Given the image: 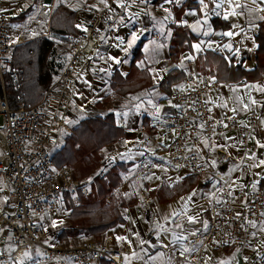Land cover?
<instances>
[{
    "label": "crops",
    "instance_id": "0c3cea01",
    "mask_svg": "<svg viewBox=\"0 0 264 264\" xmlns=\"http://www.w3.org/2000/svg\"><path fill=\"white\" fill-rule=\"evenodd\" d=\"M86 1L0 0V8L6 9L0 14L14 25L13 42L24 44L48 36L54 11L57 10L58 14L67 10L72 15L70 21L76 31L75 34L67 35L72 37L82 32L89 23L90 14L84 8ZM106 2L113 3L116 10L125 11L127 18L119 22L114 43L103 48L97 57L86 61L75 90L76 105L71 107L67 118V124L73 130L85 118H105L113 114L114 126L121 132V136L112 144L100 149L99 165L87 180H83L92 183L98 176L107 180L108 175H113L122 181L113 190L112 195L124 203L120 211L126 223L106 232L101 237L104 240L101 243L119 248L112 245V241L115 236L123 237L121 244L132 245L133 254H137L135 261L137 264H184L176 257L175 251L187 252L186 249L193 250L199 246L195 244V240L202 236L205 229L198 227V223L204 220L206 222L208 219V201L212 191L206 179H191L190 175L176 171L170 165L166 153L149 140V135H153L156 136L157 143L167 144V139L153 127V124L155 120L161 117L168 118L174 113L171 104L172 93L168 97L160 85L173 69L182 70L185 74L189 71L206 74L211 79L214 77L218 83V88L208 95V101L217 116L237 115L245 121L249 115L257 113L260 122L250 138L246 151L249 172L237 177L232 183V189L249 191L264 186V164L260 163L264 160V148L260 147L264 144V91H261L264 89V76L260 79L258 75L260 72H253L260 65L259 44L260 33L264 34V0H255V3L253 0H234L232 4L225 3L219 9H215L212 0H205L208 8L204 10L201 9L198 0H178L173 3H166L165 0H106ZM216 2L219 3L220 0ZM118 3H123L125 7H118ZM214 9L220 13L219 16L214 14ZM189 10H194L196 15H186ZM33 11L35 12L31 15L33 19H28ZM204 12L208 13V24L206 26L196 24L197 20L205 18ZM232 12L237 15H231ZM225 13L229 14L228 19H224ZM44 19L46 25L40 28ZM77 25L81 27L78 28ZM22 26L27 27L28 31L41 32L38 36L25 39L24 33L18 36L16 32L18 27ZM177 28L186 30L189 35L184 36L186 49L181 51L177 59H173L170 48ZM133 31L139 39L129 48ZM227 31L235 34L232 37L222 34ZM204 32L208 34L204 35ZM121 40L125 42L122 44ZM198 43L202 49L199 52L192 47ZM209 44L211 47H208ZM225 44L231 45V50L224 48ZM136 52L138 57L133 60ZM120 53L124 56L118 58L121 65L114 71H118L123 78L130 74L134 77L136 74L134 71L131 72V63L135 61L137 73L143 72L147 76L146 81L149 80L151 85L137 92L118 95L111 88V75L109 89L115 96L112 104L114 110L110 112L100 101L92 102L93 94L97 93L96 90L100 87L95 75H99L97 74L99 65L115 62L111 58ZM189 56L193 59H187ZM87 68L88 71L84 73ZM157 108L160 109L159 118ZM84 115L87 117L83 118ZM121 117L126 119L130 128L144 127L145 132H127L121 129L119 127ZM70 134L62 132L56 146L60 149L64 147L66 137ZM195 147L203 161L214 169L219 167L217 149L226 150L233 158L223 166L225 170L235 166L234 161L243 153L237 134L214 138L200 136L195 142ZM92 160L93 158L89 159L90 163ZM142 189L148 191L144 199L141 195ZM190 216L196 217L195 222H189ZM140 219L146 223L145 225H150V231L153 228L152 234L143 236L140 231ZM253 237L246 251L236 252L235 264H252L254 257L264 255V221L253 223ZM148 239L152 241V246L147 243ZM12 248L13 246L11 249L10 246L1 248L0 245V252H11L14 249ZM211 248L215 264H220V260L224 259L222 254L217 253L218 251L225 254H231L233 251L227 246ZM146 250L149 252L146 253ZM150 257L152 259L147 260ZM203 260L202 264H208Z\"/></svg>",
    "mask_w": 264,
    "mask_h": 264
},
{
    "label": "built area",
    "instance_id": "2783aa9c",
    "mask_svg": "<svg viewBox=\"0 0 264 264\" xmlns=\"http://www.w3.org/2000/svg\"><path fill=\"white\" fill-rule=\"evenodd\" d=\"M84 8L90 14L87 31L66 36L70 40L67 62L54 75L43 99L33 106L20 94L12 107L8 85L22 87L17 70L12 69L14 49L21 43L13 42L14 25L0 14V234L14 248L0 252V264H28V254L29 264H100L104 260L125 264V257L134 253L129 243L122 248L90 239L77 245L54 244L43 227L53 221L52 213L65 196L77 202L80 195L91 194V183L77 179L71 167L55 166L53 152L62 132L72 133L67 118L76 105L75 90L86 61L114 43L119 22L127 18L126 12L116 10L111 2L87 0ZM217 88L218 83L210 76L187 72L172 91L173 115L153 124L167 144H159L156 136L149 135L176 171L206 179L212 191L207 229L195 240L198 249L191 253L175 251L184 264H202L204 251L210 245L246 251L254 239L253 223L264 221V187L232 189L233 181L249 172L246 151L260 116L253 113L245 121L237 115L217 116L208 101V95ZM119 127L127 132H145L144 127L130 128L124 117ZM226 134L238 135L242 156L234 161L235 166L225 170L223 166L233 158L226 150L217 149L219 167L214 169L203 161L195 142L200 136ZM141 195L147 196L148 191L142 189ZM252 264H264V255L254 257Z\"/></svg>",
    "mask_w": 264,
    "mask_h": 264
},
{
    "label": "trees",
    "instance_id": "16d2710c",
    "mask_svg": "<svg viewBox=\"0 0 264 264\" xmlns=\"http://www.w3.org/2000/svg\"><path fill=\"white\" fill-rule=\"evenodd\" d=\"M59 9V8H58ZM72 15L66 10L57 14L54 11L51 23V30L48 36L40 37L18 45L14 49L12 59V69H16L21 82V89H15L8 85V95L12 107L15 106V99L18 95L23 94L24 100L28 105L38 104L44 97L46 91L52 83L54 75L61 70L65 64L57 65L55 58L58 52H68L69 41L65 36L75 34L76 31L71 25L70 18ZM189 35L186 30L176 29L172 37V46L170 54L173 59H177L181 51L185 50L184 36ZM188 38V37H187ZM264 34L260 33V65L253 72H260V79L264 76ZM138 57V53L133 60ZM67 62V61H66ZM135 61L131 63V72L134 71V77L127 76L123 78L118 71L112 75L111 88L118 95H125L129 92H137L144 87H149L151 83L146 81L147 76L143 73H137ZM60 67V68H59ZM185 77L182 70L173 69L161 82L160 88L169 97L172 93V87ZM113 114L105 118H85L72 130V133L66 137L64 147L59 149L53 156L55 165L60 167L72 166L77 179L83 180L89 177L97 168L98 153L105 145L112 144L121 136L119 128L114 126ZM152 132V131H151ZM75 148L86 150L83 151L84 170L78 171L74 164L66 161V149L70 145ZM64 153V157L62 156ZM93 160L89 161V159ZM196 177L191 176V179ZM122 181L118 177L108 175L107 180L96 177L91 187L92 193L89 196H79L78 204L69 195L65 196L63 202L68 215V225L62 228L56 236L57 244L69 242L72 239L101 237L109 230L124 225V219L120 207L124 203L112 193ZM264 187V186H262ZM111 197V198H108ZM69 245V244H65ZM100 264H110L109 261H102Z\"/></svg>",
    "mask_w": 264,
    "mask_h": 264
},
{
    "label": "rangeland",
    "instance_id": "374dc122",
    "mask_svg": "<svg viewBox=\"0 0 264 264\" xmlns=\"http://www.w3.org/2000/svg\"><path fill=\"white\" fill-rule=\"evenodd\" d=\"M34 13H35L34 11H33L32 14L30 13L29 14L30 16H29L28 19H30V18L33 19V17H31V15H34ZM42 23L43 24H42V26L40 28H44L45 27L46 20L45 19L42 20ZM16 32H17L18 36H20V35H22V33H24V36H25L24 38L25 39H30L32 37L38 36L41 31H38V30H30V31H28L27 27L23 28V26H22V27H18ZM12 33H14V29L12 30ZM65 38H66L67 41H69L68 52L67 53H63L62 51H60V52L57 53L56 58H55V63L57 65L60 64L61 67L66 63V61L68 59V54H69L70 40L66 36H65ZM120 56L123 57L124 55L122 56V54L120 53V55L118 54V55H116L114 57L119 58ZM119 65H121V63L117 64L115 62H112V63H110L108 65L107 64H101V65H99L100 69H97V74L99 73V75H95V78H98L100 87H99V89L96 90L97 93L93 94L92 102L95 103L97 101H100V103L102 105H104L105 108H108V110L110 112L112 110H114L112 104H113V98H114L115 95H114V92L109 89V84H110L111 75H113V71L115 69H117L119 67ZM87 71H88V68L85 69L84 73H86ZM95 94H97V95H95ZM105 95H107V96H105ZM85 117H87V116L84 115L83 118H85ZM59 149H60V147L56 146V148H55V150L53 152V155ZM66 150L67 151H66V159L65 160L70 162L71 164H74L78 171L84 170L83 164H84V158L85 157L83 156V151L86 150V149L83 148V149L79 150L78 148H75V146L71 144ZM62 156L64 157V153H62ZM55 166L58 168L57 165H55ZM68 167H71L72 170L74 171V168L72 166H68ZM87 178H85L83 180H87ZM92 184H93V182L91 183V186H92ZM6 193H7V195L5 196V198L7 199L8 198V194H9V189L8 188L6 189ZM91 193H92V189H91ZM142 198L144 199L145 197H142ZM75 204H78V203L75 201ZM69 214H70V212L66 211L64 203L61 202L58 205V208H56L53 211V213H52L53 221H55L57 225L53 226V221L51 223H44L43 227H44V229L47 232V237H48L50 242H52L54 244L58 243L57 240H56L57 233L62 228L66 227L68 225V220L67 219H68V215ZM139 221H140V226H141V230L140 231L143 233V236H147L149 233H151V234L153 233V228L150 231V225L149 224L145 225L146 223H144L142 219H140ZM198 227L203 228V229L206 230L207 229V221L205 222V220H204V221L198 223ZM2 236H3V234H0V237H2ZM101 237H99V238L98 237H89V238L72 239V240H69V242H64V243H61V244L62 245H65V244L77 245L80 242H82L83 240H88V239L95 240V241H98V242L101 243V242L104 241L103 238H101ZM115 237L116 238L112 241V245H114L115 247L122 248L123 247V245L121 244L122 243L121 242L122 239H118L117 236H115ZM147 243L150 244L149 246L153 245L152 241L149 240V239L147 240ZM0 245H1V248L4 247V246H6V247L10 246V249H11V246H13L12 242L10 240H8L7 238H5V237L4 238L2 237V241H1ZM198 247H196L193 250H189V249H186V250H187L188 253H191L193 251H196L198 249ZM212 251H213V249L211 248V245L206 247V249L204 251V254H203V258L205 260V263L215 264V262H214V260H212V256H211V254L214 253ZM148 252L149 251L146 250V253H148ZM217 253H220V255L222 254L224 256V259L220 260L221 261L220 264H223L224 262L229 263V264H235L236 263V260H235V255L237 254L236 251H232L231 254H225L223 251H218ZM138 254H139V252H138ZM151 259L152 258L150 257L147 260L150 261ZM136 260H137V254L136 253L126 257L127 264H130V263L137 264L135 262ZM30 261H31V256L28 254L26 256V262L29 264Z\"/></svg>",
    "mask_w": 264,
    "mask_h": 264
},
{
    "label": "snow or ice",
    "instance_id": "6c2138e0",
    "mask_svg": "<svg viewBox=\"0 0 264 264\" xmlns=\"http://www.w3.org/2000/svg\"><path fill=\"white\" fill-rule=\"evenodd\" d=\"M101 2H102V3H105L106 0H101ZM165 2H166V3H173V2H178V0H165ZM212 2L215 4V9H219V8H221V7L223 6V4H225V3L232 4V3L234 2V0H220L219 3H217L216 0H212ZM253 2L255 3V0H253ZM198 3L200 4L202 10L208 8V4L205 3V0H198ZM117 6L120 7V8H124V7H125V5H124L123 3H118ZM236 6H237V7H240L239 4H236ZM215 9L213 10L214 14L217 15V16H219L220 13H219L218 11H215ZM4 11H6V9L0 8V12H4ZM165 11L167 12L168 9L166 8ZM186 15H193V16H195V15H196V12H195L194 10H189V11L186 13ZM228 15H229V14L225 13V14H224V19H228ZM231 15L235 16V15H237V13L232 12ZM207 16H208V13H207V12H204V17H205V18H204L203 20H197V21H196V24L206 26V25L208 24ZM182 23H187V22H186V21H182ZM77 27L79 28V27H81V25H77ZM83 30H84V31H87L86 28H84ZM193 30H195V28H194ZM203 34H204V35H207L208 33H207V32H204ZM222 34L225 35V36H228V37H232L235 33H233L232 31H227V32H224V33H222ZM138 39H139V36L136 34L135 31H133L132 34H131V42L128 44V47L131 48V47H132V43L136 42ZM124 42H125L124 40H121V43H122V44H123ZM192 47H193L194 49H196L197 52H199V51L202 50V49H201V44H200V43H198V44H194V45H192ZM208 47H211V45L209 44ZM223 47H224V48H227V49H229V50H231V48H232V46L229 45V44H225V45H223ZM257 47H258V46H257ZM236 51L238 52L239 49H237ZM111 59H113V60L115 61V63H117V64L121 63V61H120L118 58H116V57H112ZM187 59L191 60V59H193V57H192V56H189V57H187ZM212 79H213V81H215V78H214V77H213ZM261 91H264V89H261ZM149 103H151V101H149ZM253 103H255V101H253ZM159 111H160V109L157 108V109H156L157 118H159V117H158V113H159ZM226 126H227V125H225V127H226ZM260 147L264 148V144H261ZM260 163H261V164H264V160H261ZM193 195H194V193H193ZM190 198H191V197H189V199H190ZM195 219H196V217H193V216L188 217L189 222H195ZM55 225H56V222L53 221V226H55ZM118 239H123V237H118Z\"/></svg>",
    "mask_w": 264,
    "mask_h": 264
}]
</instances>
